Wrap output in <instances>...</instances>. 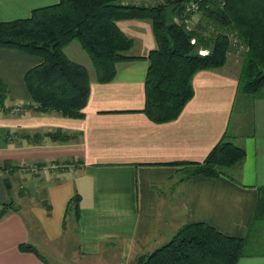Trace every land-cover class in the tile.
I'll use <instances>...</instances> for the list:
<instances>
[{
    "label": "crops",
    "instance_id": "0c3cea01",
    "mask_svg": "<svg viewBox=\"0 0 264 264\" xmlns=\"http://www.w3.org/2000/svg\"><path fill=\"white\" fill-rule=\"evenodd\" d=\"M57 2L0 0V21L28 18ZM167 13L173 17V7ZM116 25L131 40L125 55L134 59L116 63L110 82H96L79 43L62 49L88 72L89 96L74 118L36 112L23 76L40 59L0 48L7 90L0 108V204L12 206L0 215V264H134L190 223L245 237L246 247L250 242L264 212V95L238 94L240 68L230 58L222 69L194 76L193 95L176 118L154 122L143 111L147 56L157 47L152 21ZM16 106L21 109L13 112ZM224 135L245 151L234 179L177 180L184 165L202 162ZM74 196L76 223L66 220ZM246 247L236 264H264V252Z\"/></svg>",
    "mask_w": 264,
    "mask_h": 264
},
{
    "label": "trees",
    "instance_id": "16d2710c",
    "mask_svg": "<svg viewBox=\"0 0 264 264\" xmlns=\"http://www.w3.org/2000/svg\"><path fill=\"white\" fill-rule=\"evenodd\" d=\"M187 1L191 0L144 5L120 0H58L32 10L28 18L0 21V48L40 59L23 76L38 113L55 111L72 118L82 114L90 91L89 78L84 66L62 52L72 40L87 54L98 83L114 78L116 63L134 59L125 55L132 42L116 25L121 19L152 21L157 47L147 56L143 111L154 122L171 121L179 115L193 95L192 81L198 72L224 65L229 47L224 32L229 29H235L248 48L242 56L238 87L250 94L262 92L264 0H196L200 20L192 28L187 27L185 20L189 18L182 11ZM169 6L174 13L170 18ZM192 38L194 44L190 43ZM199 49L206 54H198ZM6 96L0 80V108ZM244 157V148L224 135L202 162L184 165L183 174L176 178L180 182L199 176L234 179ZM188 166H192L189 172ZM0 205V215L12 208L11 203ZM67 205L66 220L76 223L78 197L71 198ZM246 240L224 235L204 223L184 224L168 242L140 254L134 264H236L244 254ZM21 248L33 251L30 245Z\"/></svg>",
    "mask_w": 264,
    "mask_h": 264
},
{
    "label": "rangeland",
    "instance_id": "374dc122",
    "mask_svg": "<svg viewBox=\"0 0 264 264\" xmlns=\"http://www.w3.org/2000/svg\"><path fill=\"white\" fill-rule=\"evenodd\" d=\"M144 1L145 0H120V2L127 3V4H129V3L131 4L133 2L138 4V3H141V2H144ZM198 17L200 18V13L198 14ZM198 19H197V21H198ZM190 21H191V19L189 18L188 25H189V27L191 26V28L194 27L195 24H197V21H192V22H190ZM191 24H193V25H191ZM224 35L226 36V38L228 40V43H229V47H228V50L226 52V60H225L224 65H222L221 67H218V68H213V69H222L223 67H225L228 59L232 58L234 61L238 62L237 65H236L237 69L240 68V70H241L242 58H243L242 56L247 52L248 48H247V46L245 44L242 43L241 39L239 38L238 32L235 29H229V30L225 31ZM232 38L236 39L237 43L240 46L243 47V49L240 52H238L236 50V48H234L232 46V41H231ZM73 41H76V40H72V42ZM86 56H87V54H86ZM230 70H232V69H230ZM240 70H239V73H238V78H239ZM237 91H238V94H243L241 96H244L245 98L250 97V96L254 97V96H262V95H264V90L262 92H260V93L250 94V93L244 92L241 88L238 87ZM241 96L237 95V97H241ZM241 98H243V97H241ZM12 111L15 112V110H12ZM236 118H237V116H236ZM231 125H232V123H231ZM244 126H247V122H244ZM229 138H231V137H229ZM191 167L192 166H188L186 168L187 169L186 171L189 172ZM181 174H183V171H180L176 177H179V175H181ZM163 192L164 191H162V193ZM178 193H179V188L177 187V188H175V190H174L172 195H177ZM261 208H264V193L261 194V207H260V210H261ZM254 228H255L256 231L254 230V232L251 234V239H250V242L248 243V245L246 247V250L248 252H260V253L264 252V212L259 213L258 219L255 221Z\"/></svg>",
    "mask_w": 264,
    "mask_h": 264
},
{
    "label": "built area",
    "instance_id": "2783aa9c",
    "mask_svg": "<svg viewBox=\"0 0 264 264\" xmlns=\"http://www.w3.org/2000/svg\"><path fill=\"white\" fill-rule=\"evenodd\" d=\"M156 1L163 2V1H171V0H156ZM182 6H183V8H182L183 14L186 17H188V18H191L192 16H195V15H198L199 14V5H198V2L196 0L187 1V2L183 3ZM173 20L176 21L175 18ZM188 20L189 19H186L185 20V23L188 22ZM231 41H232V46L234 48H236V50L238 52H240L243 49V47L240 46L237 43L236 39L232 38ZM190 43L191 44H194L195 43V40L192 38L190 40ZM198 53L200 55H205L206 54V50L199 49L198 50ZM14 109H15V111H17L18 110V106H16Z\"/></svg>",
    "mask_w": 264,
    "mask_h": 264
}]
</instances>
